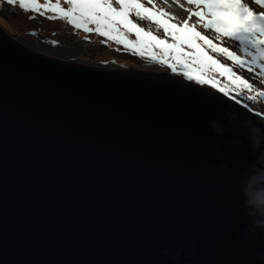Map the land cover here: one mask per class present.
Here are the masks:
<instances>
[{
  "label": "water",
  "instance_id": "1",
  "mask_svg": "<svg viewBox=\"0 0 264 264\" xmlns=\"http://www.w3.org/2000/svg\"><path fill=\"white\" fill-rule=\"evenodd\" d=\"M225 111L264 120L178 75L43 54L0 24V264H174L154 235L196 240L187 264H264V237L241 243L246 220L228 214L249 149L216 153Z\"/></svg>",
  "mask_w": 264,
  "mask_h": 264
},
{
  "label": "snow or ice",
  "instance_id": "2",
  "mask_svg": "<svg viewBox=\"0 0 264 264\" xmlns=\"http://www.w3.org/2000/svg\"><path fill=\"white\" fill-rule=\"evenodd\" d=\"M66 2L69 4L67 9L60 6L59 0L56 4L49 2L46 5H40L36 0H0V7L7 3L41 16L54 12L56 15L48 16L49 20L59 17L77 29L95 31L116 39L135 55L148 53L157 63L168 65L172 72L179 67L183 76L195 84L211 85L225 96L235 92L245 102L264 100V90L242 80L232 71L234 67L256 72L253 79L259 78L264 83V0H172L187 14L184 19L165 8H158L155 0H147L151 7H146L140 0ZM163 3L167 5L168 0H163ZM186 4L194 5V8L185 7ZM193 16L198 19L189 25ZM34 18L35 15L30 17ZM143 21L147 23L142 27L139 22ZM90 24L95 27H88ZM153 25L156 26L155 31L164 36L163 39L153 34ZM197 26H202L211 38L194 31ZM132 33L135 40L128 39ZM168 37H171V42H167ZM185 47L187 53L182 51ZM221 59L225 62L221 63ZM228 61L232 62V67H228ZM193 71L198 74L193 75ZM217 73H230L234 79L230 78L228 84L221 85ZM244 107L247 108L248 104L245 103Z\"/></svg>",
  "mask_w": 264,
  "mask_h": 264
},
{
  "label": "clouds",
  "instance_id": "3",
  "mask_svg": "<svg viewBox=\"0 0 264 264\" xmlns=\"http://www.w3.org/2000/svg\"><path fill=\"white\" fill-rule=\"evenodd\" d=\"M211 128L217 137L222 138L212 141L217 154L241 145H247L249 149L247 163L232 179L237 204L228 213L237 219L246 220V227L239 234L238 240L247 244L258 235L264 237V120L244 118L237 113L225 111L211 122ZM209 168L217 176L233 175L227 163L219 166L210 163ZM179 243V236L149 237L152 249L174 264H187L184 260L185 254L192 258L200 255L201 248L196 240H189L186 248L177 249L176 245ZM219 251L217 250L218 255ZM258 260L264 261V252L259 255Z\"/></svg>",
  "mask_w": 264,
  "mask_h": 264
},
{
  "label": "rangeland",
  "instance_id": "4",
  "mask_svg": "<svg viewBox=\"0 0 264 264\" xmlns=\"http://www.w3.org/2000/svg\"><path fill=\"white\" fill-rule=\"evenodd\" d=\"M44 1L57 3V0ZM181 2H183V0H181ZM155 3L157 6L165 8L166 11L176 15L179 19L186 18L187 14L173 4L172 0H168L167 5L163 3V0H155ZM185 7L194 8V5L186 4ZM41 10L43 11V8ZM33 15H35V18L30 19ZM54 15H56L54 12H47L44 16H41L39 13L34 14L32 11L26 12L18 6L13 7L4 3L3 6L0 7V24L15 35L22 43L38 52L52 57L68 61L109 66L112 68L169 73L167 69L126 50L123 45H118L112 41L106 42L100 38L96 39L92 35L84 34L79 30L77 31L74 25H70L59 17L54 20H49L47 18L48 16ZM204 31L211 37L209 32L205 29ZM52 41L58 43L54 44ZM245 78V81L252 84L254 87L264 90V85L260 79H253V76L246 72ZM205 86L211 87V85ZM213 89L218 90V88ZM229 96L234 97L232 95ZM235 99L244 105L239 98ZM261 101L262 100L249 102L255 109L264 112V102ZM249 109L251 110V108Z\"/></svg>",
  "mask_w": 264,
  "mask_h": 264
},
{
  "label": "trees",
  "instance_id": "5",
  "mask_svg": "<svg viewBox=\"0 0 264 264\" xmlns=\"http://www.w3.org/2000/svg\"><path fill=\"white\" fill-rule=\"evenodd\" d=\"M36 2H37L38 4H40V5H45V3H46V4L49 3L48 1L46 2V1H44V0H36ZM140 2H141V3H144V5H145L146 7H151V5H149V4L147 3V0H140ZM52 4H55V3H52ZM59 4H60L61 7L65 8V9H67V8L69 7V4L66 2V0H59ZM157 7H158V8H162V7H159V6H157ZM197 19H198V17L193 16L192 19L189 21V25L193 24ZM64 20H65V19H64ZM65 22H67V20H65ZM169 22H170V23H174L175 21H169ZM139 23H140V25L143 27L147 22H146V21H143V22H139ZM88 27H90V28H94L95 25H91V24H90V25H88ZM155 28H156V26L153 25V34H154V35H157L158 38L163 39L164 36L161 35L160 33H157V32L155 31ZM76 30H77V31L79 30V31H81V32H83L84 34H87V35H92V36H93L94 38H96V39H97V38H100V39H102V40H104V41H106V42H108V41L111 42V41H112V42H114V43H117L116 39H109L108 37H106V36H102V35H100L99 33L95 32V31L88 32V31H84L83 28H79V29L76 28ZM194 31H198V32H200L201 35H206V36H208V35L205 33L204 28H203L202 26H197V27L194 29ZM161 32H162V30H161ZM209 38H211V37H209ZM128 39H130V40H135V34L132 33V34L128 37ZM167 42H171V37H168V38H167ZM214 42H215V41H214ZM117 44H118V45H122V44H119V43H117ZM123 46H124V45H123ZM154 51H155V50H154ZM182 51L187 53V52H188L187 47L183 48ZM137 56H140V57L146 58L147 60H149V61L152 62L153 64H156V65H158V66H161V67L167 69L169 73H172V74H174V75H178V76H183V75H182V72H181V70H180L179 67L177 68V71H176V72H172V71L170 70V68L168 67V65H166V64H162V63H157L156 61H154L153 59H151V57L148 55V53H145L144 55H137ZM224 62H225V61H224L223 59H221V63H224ZM227 65H228V67H232V62H231V61H228V62H227ZM167 70H166V71H167ZM232 71L235 72L236 75L241 76V77H242V80H246V78H245V72H246V73H249V74H250L251 76H253V77H256V72H248L247 69L240 70V69H236V68L232 67ZM177 72H178V73H177ZM192 74H193V75H196L197 72H196V71H193ZM216 75H217V78H218V80H219V82H220L221 85L228 84V83L230 82V78H231V79H234V77H231V74H230V73H225L224 75H220L219 73H217ZM183 77H184V76H183ZM258 79H259V78H258ZM237 83H239V82H237ZM263 85H264V83H263ZM230 95H232V96H234V97H236V98H239L244 104L247 103L248 106H249V108H251V111H252V112H255V113H261V115L264 116V112H262V110H257V109H255V108L250 104L249 101H247V102L243 101L242 98H241L240 96H237V94H236L235 92H232Z\"/></svg>",
  "mask_w": 264,
  "mask_h": 264
}]
</instances>
